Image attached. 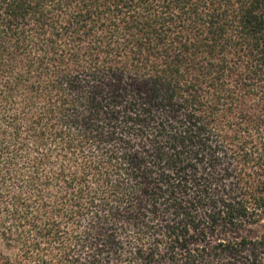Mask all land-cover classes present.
<instances>
[{"label":"trees","instance_id":"1","mask_svg":"<svg viewBox=\"0 0 264 264\" xmlns=\"http://www.w3.org/2000/svg\"><path fill=\"white\" fill-rule=\"evenodd\" d=\"M264 0H0V264H264Z\"/></svg>","mask_w":264,"mask_h":264},{"label":"rangeland","instance_id":"2","mask_svg":"<svg viewBox=\"0 0 264 264\" xmlns=\"http://www.w3.org/2000/svg\"><path fill=\"white\" fill-rule=\"evenodd\" d=\"M254 230L257 232H263L264 231V222L254 227Z\"/></svg>","mask_w":264,"mask_h":264}]
</instances>
